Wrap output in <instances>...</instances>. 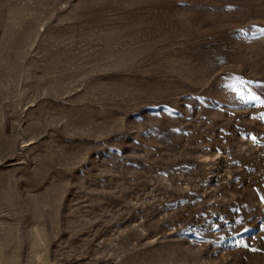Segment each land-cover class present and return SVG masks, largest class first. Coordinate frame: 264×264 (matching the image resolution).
<instances>
[{"label":"rangeland","instance_id":"374dc122","mask_svg":"<svg viewBox=\"0 0 264 264\" xmlns=\"http://www.w3.org/2000/svg\"><path fill=\"white\" fill-rule=\"evenodd\" d=\"M0 264H264V0H0Z\"/></svg>","mask_w":264,"mask_h":264}]
</instances>
